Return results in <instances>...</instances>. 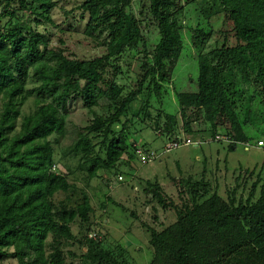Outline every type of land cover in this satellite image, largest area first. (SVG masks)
<instances>
[{
	"label": "trees",
	"instance_id": "trees-1",
	"mask_svg": "<svg viewBox=\"0 0 264 264\" xmlns=\"http://www.w3.org/2000/svg\"><path fill=\"white\" fill-rule=\"evenodd\" d=\"M148 2L160 33L155 61L143 64L146 71L137 87L124 95L115 79L105 76V70L111 57L144 41L140 21L128 11L132 0H87L80 5L90 15L91 31L109 32L108 53L92 59H72L62 48H42L44 36L32 25L31 9L37 6L42 10L39 16L47 21L53 0H0V20L16 19L0 27V259L15 257L18 264H66L63 240L73 239L71 224L77 218L89 221L93 206L88 196L74 207L64 201L55 204L58 192L74 190L69 179L74 170L69 165L66 171L56 167L50 136L65 134L71 94L81 96L92 108L99 102L97 92L106 99L110 113L95 114L85 127L88 132L80 131L64 156L77 160L76 167L87 173L88 183L100 170L117 168L122 162L131 145L126 130L116 135L114 125L121 122L149 78H166L165 59L179 39L183 10L179 0ZM220 4L226 26L198 29L192 36L199 53L198 90L182 92L178 98L184 132L190 133L202 115L210 122L223 119L227 131L218 129L211 137H230L231 149L250 137L246 111L253 103L264 105V0H220ZM216 34L215 45L204 53ZM30 80L37 85L29 88ZM30 96L39 99L37 110L23 118L18 133L8 137V125L19 117L20 105ZM179 127L177 116L168 115L160 129L178 135ZM94 138L101 139L100 149ZM147 184L151 197L166 206L160 184ZM199 186L193 183L191 198L177 208L173 224L151 231V264H264V176L257 177L246 198H236L235 190L228 199L217 191L207 196L206 186L202 185L203 190ZM88 243V254L97 257L98 264H123L101 241Z\"/></svg>",
	"mask_w": 264,
	"mask_h": 264
},
{
	"label": "rangeland",
	"instance_id": "rangeland-1",
	"mask_svg": "<svg viewBox=\"0 0 264 264\" xmlns=\"http://www.w3.org/2000/svg\"><path fill=\"white\" fill-rule=\"evenodd\" d=\"M53 1L54 5L46 13L49 17L47 21L39 16L41 9L37 6L31 9L32 25L44 36L43 49L62 48L72 59H92L108 53V30L100 28L91 31L88 28L90 15L80 8L87 0ZM179 3L183 5L179 15V39L165 59L166 78L160 79L157 75L154 79L149 78L143 92L121 117V122L114 125L116 135L126 130L131 145L118 167L100 170L98 176L88 183L87 173L76 167L77 160L64 156L79 132H88L85 127L92 122L95 114L106 116L110 113L106 99L97 92L99 102L92 108L85 105L81 96L71 94L65 111L66 132L61 136H50L55 147L56 167L66 171V165H69L74 170L72 175L69 174L74 190L58 192L53 198L55 204L64 201L74 207L84 196H88L93 206L89 221L77 218L71 224L73 239L63 240L66 264H98V258L88 254V240H92L90 232H98L100 237L93 240L101 241L123 264H151L154 255L150 244L151 231L162 230L177 220V208L189 202L193 183H200L201 190L205 185L209 190L207 196L217 191L228 199L235 190L236 198L241 195L246 198L256 178L264 176V145H258V141L264 142L263 104L253 103L246 111L250 137L247 141L238 142L235 148L230 149L226 141L212 140L213 131H227L225 127L228 124H222L223 119L216 118L210 122L202 115L192 124L190 133L184 132L181 127L178 95L198 90L199 53L193 45L194 31H206L211 26L215 30L223 29L226 24L220 0H179ZM128 11L140 21L144 41L111 57L105 70V76L115 79L124 95L137 87L146 71L143 64L154 63L155 48L160 40L158 24L151 14L148 0H132ZM218 11L220 13H216ZM37 19L40 22L37 23ZM10 22H16V19L4 17L0 20V27L9 26ZM216 39L217 34L210 40L204 53L212 49ZM35 85L37 82L30 80L27 86L31 88ZM81 85H84L83 81ZM39 104L35 96L27 98L19 107V117L8 125L6 135L11 137L18 133L23 118L33 115ZM168 115L177 116L180 127L176 133L191 136L196 145L165 150L166 144L176 136L160 129ZM100 140L93 139L97 149L101 147ZM135 143L154 150L159 158L143 165L134 156L127 163L134 155L132 144ZM119 175L123 176V180L119 179ZM147 181L160 184L166 206L151 197ZM258 192L259 188L257 195ZM0 264H18V260L7 257L0 259Z\"/></svg>",
	"mask_w": 264,
	"mask_h": 264
},
{
	"label": "built area",
	"instance_id": "built-area-1",
	"mask_svg": "<svg viewBox=\"0 0 264 264\" xmlns=\"http://www.w3.org/2000/svg\"><path fill=\"white\" fill-rule=\"evenodd\" d=\"M215 140L216 141L223 140L226 141L227 143L232 142L230 137L220 134H217L215 136ZM192 144L196 145L195 141H193V139L189 135L178 134L173 138V140H171L166 144L165 150L171 151L174 149H178L184 145H192ZM258 145L262 146L264 145V142L260 140L258 141ZM133 154L143 165H146L159 158V154H157L154 150L146 149L144 146L136 143L133 145ZM119 179L123 180V176L119 175ZM89 237L92 239H97L100 237V234L98 232H90Z\"/></svg>",
	"mask_w": 264,
	"mask_h": 264
},
{
	"label": "crops",
	"instance_id": "crops-1",
	"mask_svg": "<svg viewBox=\"0 0 264 264\" xmlns=\"http://www.w3.org/2000/svg\"><path fill=\"white\" fill-rule=\"evenodd\" d=\"M257 179V178H256Z\"/></svg>",
	"mask_w": 264,
	"mask_h": 264
}]
</instances>
